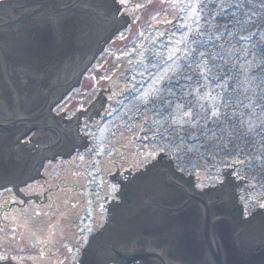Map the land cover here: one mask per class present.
I'll list each match as a JSON object with an SVG mask.
<instances>
[{
  "label": "rangeland",
  "instance_id": "1",
  "mask_svg": "<svg viewBox=\"0 0 264 264\" xmlns=\"http://www.w3.org/2000/svg\"><path fill=\"white\" fill-rule=\"evenodd\" d=\"M119 2L128 4L123 11L128 17L127 23L108 42L100 41V45H105L83 72L81 87L69 91L58 107L61 110L69 104L67 115L70 117L82 103L88 105L94 100L101 89H110L103 114L89 124L84 120L81 125L92 138L95 148L92 158L101 153L104 159L110 160L111 154L120 161L124 159L122 163L128 167L141 159L154 158V150L161 149L166 155L164 159H171L177 172L198 179L200 189L217 184L223 168L235 165L237 175L249 181L239 188V204L247 213L264 207V88H259L264 79L256 86L255 82H244L239 91L232 89L228 82L221 83L218 89L205 88L204 82H182L184 70L190 68L199 70L196 73H201L202 78L212 76L209 72L212 67L200 61V53L198 63L195 56L197 38L205 37L210 31L208 15L211 14L204 12L202 6L205 0ZM248 7H252V10L249 8L252 12L258 11L250 16L251 20L254 17L264 22V2L256 1ZM237 22L233 20L229 24L227 20L225 29H234ZM254 33L263 35L264 41L262 27ZM244 68L256 70V76H261L263 70V66L251 64ZM225 91L239 92L242 96H232L236 102L229 103L228 95L223 97ZM72 96L82 98L81 102L69 103ZM205 108L210 112L204 110L205 114L200 115L198 110ZM226 115L231 116V124L227 123L229 127L219 132L225 139L238 132L242 145L236 146L237 150L231 147L224 154H206L201 145L191 142L196 136L182 133L189 125L193 129L198 127L200 120L207 124L214 117ZM72 165L73 162L68 163L65 169L73 168ZM80 186L72 192L66 188V193L58 190L56 198L63 200L54 206L49 204L46 216L55 221L43 229L38 225L40 213H36L33 205L22 209L15 204L16 198L10 191L0 190V259L10 258L26 264H73L85 238L81 236L82 229L71 225L76 217L70 215L79 207L71 205L66 198L74 197L73 192ZM50 187H56V183ZM57 250L66 261L53 259L57 257Z\"/></svg>",
  "mask_w": 264,
  "mask_h": 264
},
{
  "label": "water",
  "instance_id": "2",
  "mask_svg": "<svg viewBox=\"0 0 264 264\" xmlns=\"http://www.w3.org/2000/svg\"><path fill=\"white\" fill-rule=\"evenodd\" d=\"M29 8L0 12L1 138L31 114L25 103L17 105L19 97L31 94L30 84L79 76L103 49L100 41L108 42L128 21L107 12L105 0L43 1ZM49 15L54 18H44ZM3 166L0 188L9 181L10 166ZM224 169L219 186L203 193L172 160L163 159L135 192L132 218L93 243L81 264H264V215L241 221L237 198L243 178ZM0 264L26 263L5 258Z\"/></svg>",
  "mask_w": 264,
  "mask_h": 264
},
{
  "label": "flooded vegetation",
  "instance_id": "3",
  "mask_svg": "<svg viewBox=\"0 0 264 264\" xmlns=\"http://www.w3.org/2000/svg\"><path fill=\"white\" fill-rule=\"evenodd\" d=\"M43 1L54 0H1L0 12L19 9L25 12L23 8L32 10L29 8L31 5ZM105 2L107 12L111 10V14L116 13L115 17L122 15L124 19L127 18L123 11L128 4L120 3L119 0H105ZM119 6L121 9L118 10ZM57 17L60 20L63 18V16ZM44 18L54 17L49 15ZM107 20L112 22V18ZM83 72L79 76L77 73L73 74L72 77L63 81L43 79L30 84L31 94L19 97L21 100L17 102V105L25 103L26 109L31 111L29 116L24 117L27 122H24V126L20 128L6 131L5 137H0V166L2 165L3 168L4 163L7 162L10 166L9 172H7L9 181L0 190L10 191L16 198L15 204L21 206L22 209L33 205L36 213H40L38 225H41L42 229L45 228V225L50 224L49 222L55 221L53 217L47 219L46 216L49 213V204L54 206L58 200H63L62 197L56 198L58 190H63L66 193L64 191L66 188L72 192L77 185H81L73 192L74 197L70 195L66 198L71 205L79 207L74 211L75 214L70 215L76 217L72 219L71 225L74 229L76 227L82 229L81 236L85 238L73 264H81L92 244L104 241L111 228L117 223L132 218L131 214L133 213L132 209H129V205H132L135 200V192L144 187L142 185L144 180L149 182L146 173L150 168L161 166L164 159L161 149L154 150V158L152 156L146 160L141 159L136 165L128 167L123 165L124 159L120 161L118 156L112 157L111 154L110 160L104 159L105 155L101 153L97 154L96 159L92 158L95 152L91 142L92 138L81 129V125L84 120L89 121V124L103 114L108 105L109 97L106 95L108 91L101 89V93L94 100L88 105L82 103L75 114L70 117L67 115L69 104L62 107L61 110L58 109L69 91L81 87L82 78L80 77ZM11 84L17 85L18 83L11 82ZM81 99L72 96L69 103ZM44 111L47 113L40 116ZM71 162H73V168L65 169V165ZM81 163L83 165L79 166L78 164ZM61 168L64 169L61 170ZM229 169L234 170V174H238V168L235 165L228 166L224 170ZM178 173L186 180L190 179L192 181L190 185L197 192L203 193L214 190L223 180L222 176L217 184L206 185L200 189L197 186L198 179L194 175L188 177L179 170ZM158 178L162 184L161 176ZM237 178L241 179L242 177L238 176ZM53 182L56 183V187L52 188L50 184ZM244 183L245 179H243ZM42 189L45 191L41 192ZM237 203L239 204V192ZM240 207L241 221L249 220L257 214L264 215V207H260L252 213H247L244 207L241 205ZM36 213H33V216H36ZM56 256L53 259L62 258L58 250ZM61 261L66 260L63 257Z\"/></svg>",
  "mask_w": 264,
  "mask_h": 264
},
{
  "label": "trees",
  "instance_id": "4",
  "mask_svg": "<svg viewBox=\"0 0 264 264\" xmlns=\"http://www.w3.org/2000/svg\"><path fill=\"white\" fill-rule=\"evenodd\" d=\"M256 1L264 2V0H205L202 3L204 12L208 11L211 14L208 15L210 31L209 33L206 32L205 37L199 36L197 38L198 50H196L197 54L195 56L198 63V53H200V61L212 67V70H209L212 76H209V79L202 78L201 73L197 74L199 70L190 68V70H184L183 78H181L182 82H192L193 84L197 81L204 82L205 88L212 86L216 89L222 85L221 83L228 82V85L236 91L240 90L244 82L248 84L255 82V86L259 85L257 83L264 79V41L262 39L263 35L256 34L254 31H259L262 27V32H264V22H258L254 17L251 20L250 16L258 13V11L252 12V7H248ZM254 10H256V7ZM238 15H240L239 19L236 18ZM227 20L229 24H232L233 20L238 21V24L234 29L227 30L225 29ZM252 22H256V24L250 25ZM204 56L207 58L206 60H202ZM183 62L188 63L189 61L184 60ZM248 64L263 66V70L260 71L261 76H256L254 74L256 70L254 69L246 70L244 66H248ZM259 88H264V84ZM225 95H228L227 100H230L229 103L236 102V99H232V96H242L241 93L235 91L233 93L225 91L223 97ZM204 110H207V113L210 112L209 108H205L198 110L199 114H205ZM231 119V116L227 115L214 117V120L207 122V124L202 123L200 120L198 127L193 129L189 125V128H184L182 133L186 136H196V139L193 138L191 142L201 145L204 153L224 154L231 147L242 145L238 132L235 131L233 136L226 139L219 132L229 127ZM237 147L235 150L239 149Z\"/></svg>",
  "mask_w": 264,
  "mask_h": 264
},
{
  "label": "crops",
  "instance_id": "5",
  "mask_svg": "<svg viewBox=\"0 0 264 264\" xmlns=\"http://www.w3.org/2000/svg\"><path fill=\"white\" fill-rule=\"evenodd\" d=\"M1 1V0H0Z\"/></svg>",
  "mask_w": 264,
  "mask_h": 264
}]
</instances>
